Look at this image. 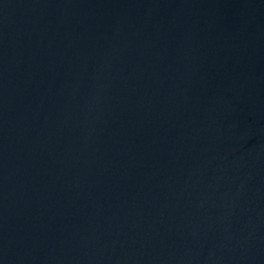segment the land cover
Instances as JSON below:
<instances>
[{
    "label": "water",
    "instance_id": "obj_1",
    "mask_svg": "<svg viewBox=\"0 0 264 264\" xmlns=\"http://www.w3.org/2000/svg\"><path fill=\"white\" fill-rule=\"evenodd\" d=\"M0 264H264V0H0Z\"/></svg>",
    "mask_w": 264,
    "mask_h": 264
}]
</instances>
